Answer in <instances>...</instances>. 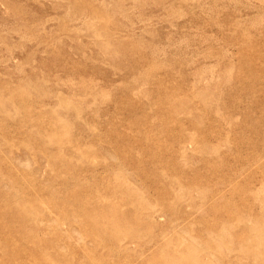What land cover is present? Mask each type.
<instances>
[{"label":"rangeland","instance_id":"obj_1","mask_svg":"<svg viewBox=\"0 0 264 264\" xmlns=\"http://www.w3.org/2000/svg\"><path fill=\"white\" fill-rule=\"evenodd\" d=\"M0 264H264V0H0Z\"/></svg>","mask_w":264,"mask_h":264}]
</instances>
